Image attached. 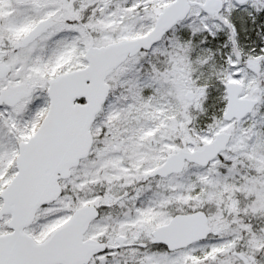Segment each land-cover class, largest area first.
I'll list each match as a JSON object with an SVG mask.
<instances>
[{
	"label": "snow or ice",
	"instance_id": "1",
	"mask_svg": "<svg viewBox=\"0 0 264 264\" xmlns=\"http://www.w3.org/2000/svg\"><path fill=\"white\" fill-rule=\"evenodd\" d=\"M0 264H264V0H0Z\"/></svg>",
	"mask_w": 264,
	"mask_h": 264
}]
</instances>
